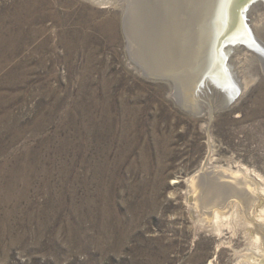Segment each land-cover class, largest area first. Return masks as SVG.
<instances>
[{"label":"rangeland","instance_id":"1","mask_svg":"<svg viewBox=\"0 0 264 264\" xmlns=\"http://www.w3.org/2000/svg\"><path fill=\"white\" fill-rule=\"evenodd\" d=\"M144 2L0 0V264H264V71L188 101Z\"/></svg>","mask_w":264,"mask_h":264},{"label":"bare ground","instance_id":"2","mask_svg":"<svg viewBox=\"0 0 264 264\" xmlns=\"http://www.w3.org/2000/svg\"><path fill=\"white\" fill-rule=\"evenodd\" d=\"M247 1L250 0H147V9H140L146 11L145 35L141 37L149 52L145 61L161 75L174 79L185 98L194 96L193 90L202 84L217 86L224 90L225 98H230L234 81L238 83L233 69L237 65L236 52L241 50L245 54L242 60L237 58L244 70L236 75L239 80L251 79L250 69L258 64L264 71V43L260 37L264 33V0H256L246 9ZM132 14L131 17L138 16ZM140 30L141 26L136 25L134 35L138 43ZM234 46L237 50L232 49ZM223 220V214L216 211L213 222Z\"/></svg>","mask_w":264,"mask_h":264},{"label":"water","instance_id":"3","mask_svg":"<svg viewBox=\"0 0 264 264\" xmlns=\"http://www.w3.org/2000/svg\"><path fill=\"white\" fill-rule=\"evenodd\" d=\"M243 1H245V0H243ZM251 1H253V0L247 1V3L244 5V7H246V6H248L249 4H251Z\"/></svg>","mask_w":264,"mask_h":264}]
</instances>
